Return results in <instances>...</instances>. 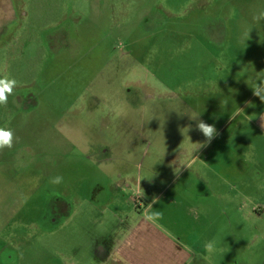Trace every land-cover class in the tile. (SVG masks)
Returning a JSON list of instances; mask_svg holds the SVG:
<instances>
[{
  "label": "rangeland",
  "instance_id": "rangeland-1",
  "mask_svg": "<svg viewBox=\"0 0 264 264\" xmlns=\"http://www.w3.org/2000/svg\"><path fill=\"white\" fill-rule=\"evenodd\" d=\"M260 11L264 0H0V77L18 82L0 106L17 137L0 151L4 264H98L157 212L185 264H264ZM191 116L215 125L210 144Z\"/></svg>",
  "mask_w": 264,
  "mask_h": 264
},
{
  "label": "crops",
  "instance_id": "crops-1",
  "mask_svg": "<svg viewBox=\"0 0 264 264\" xmlns=\"http://www.w3.org/2000/svg\"><path fill=\"white\" fill-rule=\"evenodd\" d=\"M153 202L145 209L149 210ZM161 229L156 221L140 219L127 228L121 239L100 250L98 264H185L190 255L177 248L173 239L164 237ZM2 243L0 239V248ZM2 255L0 250V264H4Z\"/></svg>",
  "mask_w": 264,
  "mask_h": 264
},
{
  "label": "clouds",
  "instance_id": "clouds-1",
  "mask_svg": "<svg viewBox=\"0 0 264 264\" xmlns=\"http://www.w3.org/2000/svg\"><path fill=\"white\" fill-rule=\"evenodd\" d=\"M253 19L257 22L264 20V11H260L256 16L253 17ZM249 34V33H248ZM259 82H256V85L252 87L253 94L259 98L261 102H264V78L259 79ZM18 82L14 78H9L7 76L0 77V106H7L8 98L10 95L13 94L14 89L17 87ZM192 119L197 121L196 128L198 131H200L203 136L205 137V141L203 144H199L200 147L206 146L207 144H210L211 141L218 135V131L213 124H208L204 122L203 120L199 119L198 117H192ZM11 119V117H10ZM260 121H261V127L264 128V114L260 115ZM17 137L15 136V133L13 129L9 127H0V151H3L4 149L12 148L14 146V143L16 141ZM199 147V148H200ZM180 170H175L176 174L179 175ZM63 182V177L56 176L50 179V183L54 185H59ZM55 193H53L54 195ZM160 213H152L145 217L146 221L148 222H155L157 218H159ZM206 248L209 251L214 250L215 243L209 242L206 244Z\"/></svg>",
  "mask_w": 264,
  "mask_h": 264
}]
</instances>
